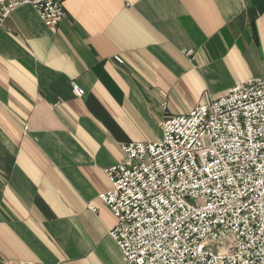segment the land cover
I'll return each instance as SVG.
<instances>
[{
	"label": "crops",
	"instance_id": "1",
	"mask_svg": "<svg viewBox=\"0 0 264 264\" xmlns=\"http://www.w3.org/2000/svg\"><path fill=\"white\" fill-rule=\"evenodd\" d=\"M65 3L0 21V264H121L99 196L122 145L264 77V0Z\"/></svg>",
	"mask_w": 264,
	"mask_h": 264
},
{
	"label": "built area",
	"instance_id": "2",
	"mask_svg": "<svg viewBox=\"0 0 264 264\" xmlns=\"http://www.w3.org/2000/svg\"><path fill=\"white\" fill-rule=\"evenodd\" d=\"M25 5L51 28L67 17L65 0H0V21ZM159 126V142L122 145L99 196L121 264H264V77Z\"/></svg>",
	"mask_w": 264,
	"mask_h": 264
}]
</instances>
